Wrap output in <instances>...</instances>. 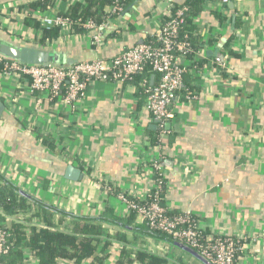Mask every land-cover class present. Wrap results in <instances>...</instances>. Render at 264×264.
Masks as SVG:
<instances>
[{"label":"crops","instance_id":"0c3cea01","mask_svg":"<svg viewBox=\"0 0 264 264\" xmlns=\"http://www.w3.org/2000/svg\"><path fill=\"white\" fill-rule=\"evenodd\" d=\"M34 1L41 0H0V38L52 51L58 57L53 63L69 65L108 59L148 41L174 5L190 0H128L109 19L96 49L88 43L93 31L83 29L39 45L33 25L39 12L66 11L75 0H54L45 9L30 6ZM198 2L188 21L201 55L179 57L190 66L184 86L196 98L186 99L183 91L167 125L163 203L170 212L196 213L207 236L243 238L240 264H264V0ZM216 57L225 67L215 66ZM0 103V182L33 202L14 213L0 206V222L21 224L28 233L47 219L48 228L70 231L68 212L93 219L109 235L102 264H111L123 246L164 256L166 264H205L150 231L139 216L131 213L128 220L116 191L94 185L92 171L129 194L151 185L147 157L156 129L135 83L92 82L75 110L44 100L37 112L25 80L0 75ZM68 164L81 170L79 180L63 176ZM38 204L48 210L36 214ZM117 232L127 241L114 239ZM53 264L76 263L57 258Z\"/></svg>","mask_w":264,"mask_h":264},{"label":"built area","instance_id":"2783aa9c","mask_svg":"<svg viewBox=\"0 0 264 264\" xmlns=\"http://www.w3.org/2000/svg\"><path fill=\"white\" fill-rule=\"evenodd\" d=\"M123 0H113L106 7L103 19L97 23L93 18L78 19L79 28L93 31L88 43L95 49L101 42L103 30L108 28L109 19L123 11ZM229 0H217L224 5ZM188 11L186 5L173 8L168 18L154 27L148 41L138 42L132 47L116 51L110 58H95L77 61L69 65L48 63L46 65L24 64L0 55V75L24 79L27 90L33 97L34 110L40 112L45 101L54 102L69 110H75L83 97L87 86L96 81L123 83L132 80L134 75L143 72L146 64L156 78L153 83L143 79L140 83L145 97L146 110L157 133L154 152L149 151L147 165L150 169L151 185L132 194L117 191V185L101 174H94V185L105 193L116 191L117 200L126 214L139 216L149 230L166 234L169 238L182 242L209 261L210 264H240L243 251V238L228 235H205L200 227L196 213L186 210L170 212L163 203V191L166 188L167 173L164 166L163 147L169 134L168 122L174 117V105L181 99L185 89L184 75L190 66L179 62L180 56L191 52L188 39H180L179 27ZM39 27L34 33L42 35L44 29L58 28L59 34L71 32L73 20L57 11L39 12ZM201 55V49L194 51ZM217 68L225 67V61L216 57ZM186 99L196 98L192 91L186 90ZM148 153V151H147ZM46 227V226H44ZM8 227L0 222V264L14 241ZM36 257L30 249L24 250V262L30 264Z\"/></svg>","mask_w":264,"mask_h":264},{"label":"trees","instance_id":"16d2710c","mask_svg":"<svg viewBox=\"0 0 264 264\" xmlns=\"http://www.w3.org/2000/svg\"><path fill=\"white\" fill-rule=\"evenodd\" d=\"M53 1L54 0L34 1L29 5L37 7V9H45L50 7ZM112 1L113 0H75L69 5L68 10H60L59 13L73 20L70 32L72 33L81 30L78 26V19L85 20L87 18H93L96 22L102 21L104 12L106 14V11L101 9L100 6L105 2L111 4ZM127 2L128 0L121 1L123 6H125ZM184 5L188 7V11L185 14L183 23L179 27L178 36L180 39H188L191 43V52L184 56L188 58L194 56V51L200 50L193 35L195 30L189 25L190 22L188 21V15H190L189 11L194 13L199 7L200 2H198V0H190ZM99 7L102 11L98 9ZM176 7L179 6H173V8ZM33 25L36 28L39 27L38 22H34ZM58 36V28L52 27L44 29L37 43L41 46L51 45ZM152 74L153 72L150 69V65L146 64L143 72L134 75L132 80L127 83H135L142 92L143 88L139 85V82L141 83L143 79H145L147 83L155 82L156 78L152 82L150 81V76ZM186 90L190 89H183L181 93ZM156 138L157 133L152 137V141L150 140L153 146L155 145ZM29 204H33V202H31L25 194L14 191L5 183L0 182V206L3 210L8 213H14L19 209L27 208ZM38 205L36 207V214H42L48 210L45 206ZM65 213L71 219L70 231H59L48 228L53 226V224L47 219H45L46 227L33 226L29 228L28 233L24 232V227L21 224L12 223L6 225L15 238L12 242L10 251L2 256V264H26L24 262V250L27 248L33 251L37 264H53L57 258L70 259L76 264H102L103 260L109 255L106 251L111 244L108 239L109 235L105 232L101 224L93 219L82 218L68 212ZM130 218H132V214H130L127 219L129 220ZM103 220L105 219H100V221ZM143 225L148 228L144 222ZM160 234L167 236L164 233ZM113 238L123 242L127 241L125 235L121 232H117ZM131 255H133V257H131ZM133 261H136L138 264H166L167 258L141 249L131 250L123 246V248L118 251L117 258L114 259L111 264H130Z\"/></svg>","mask_w":264,"mask_h":264},{"label":"water","instance_id":"95a60500","mask_svg":"<svg viewBox=\"0 0 264 264\" xmlns=\"http://www.w3.org/2000/svg\"><path fill=\"white\" fill-rule=\"evenodd\" d=\"M0 55L9 59L17 60L20 63L35 65H46L48 63H53L58 59L57 55L52 51L28 44L16 43L8 38H0ZM2 107L3 104L0 103V108ZM63 176L68 180L77 181L82 177V173L80 169L68 164L64 168ZM19 193L24 194L21 191H19ZM168 240L172 242L175 246L190 253L205 264H210L208 260H206L204 257H202L200 254H198L195 250H193L186 244L173 240L169 237Z\"/></svg>","mask_w":264,"mask_h":264}]
</instances>
